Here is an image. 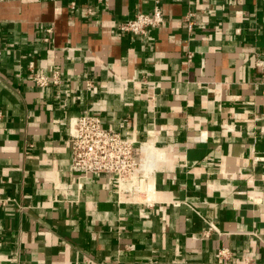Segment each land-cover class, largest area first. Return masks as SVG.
Returning <instances> with one entry per match:
<instances>
[{
  "label": "crops",
  "instance_id": "1",
  "mask_svg": "<svg viewBox=\"0 0 264 264\" xmlns=\"http://www.w3.org/2000/svg\"><path fill=\"white\" fill-rule=\"evenodd\" d=\"M154 3L0 0V264H264V0L119 29ZM85 111L163 152L144 200L73 170Z\"/></svg>",
  "mask_w": 264,
  "mask_h": 264
},
{
  "label": "built area",
  "instance_id": "2",
  "mask_svg": "<svg viewBox=\"0 0 264 264\" xmlns=\"http://www.w3.org/2000/svg\"><path fill=\"white\" fill-rule=\"evenodd\" d=\"M192 15L189 13L188 16ZM163 22L161 0H155L151 13H138L134 18L120 23L119 29L146 36L152 27H157ZM191 24L190 22V27ZM31 65L33 66V63ZM33 80L40 86L50 84L59 86L62 83L61 71L54 70L51 75L35 72ZM84 80L87 89L92 91L93 80L89 77H85ZM69 134L74 171L85 175L91 173L115 175L122 191L132 194L138 200H144L146 193L150 191L147 189V183H151L158 163V160H154L147 166L143 164L142 148L145 143L138 148L135 147L132 140L114 129L105 128L101 118L88 111L70 119ZM217 255L225 259L226 250H220Z\"/></svg>",
  "mask_w": 264,
  "mask_h": 264
},
{
  "label": "bare ground",
  "instance_id": "3",
  "mask_svg": "<svg viewBox=\"0 0 264 264\" xmlns=\"http://www.w3.org/2000/svg\"><path fill=\"white\" fill-rule=\"evenodd\" d=\"M164 156L163 152L159 151L152 144L145 143L142 148L143 164L148 165L150 161L160 160Z\"/></svg>",
  "mask_w": 264,
  "mask_h": 264
},
{
  "label": "rangeland",
  "instance_id": "4",
  "mask_svg": "<svg viewBox=\"0 0 264 264\" xmlns=\"http://www.w3.org/2000/svg\"><path fill=\"white\" fill-rule=\"evenodd\" d=\"M140 198H141V197H140ZM140 198H139V199H140ZM144 198H145V197H144Z\"/></svg>",
  "mask_w": 264,
  "mask_h": 264
}]
</instances>
